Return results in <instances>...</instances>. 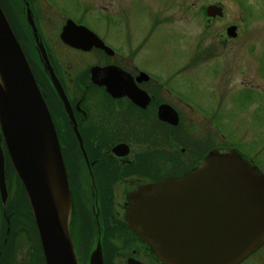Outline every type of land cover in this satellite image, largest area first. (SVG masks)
Here are the masks:
<instances>
[{
    "label": "flooded vegetation",
    "instance_id": "af4514ba",
    "mask_svg": "<svg viewBox=\"0 0 264 264\" xmlns=\"http://www.w3.org/2000/svg\"><path fill=\"white\" fill-rule=\"evenodd\" d=\"M25 2L29 3L32 21L57 84L45 69L33 39L25 16ZM5 4L9 14L6 16L8 24L19 46L20 41L24 46L21 50L44 97L55 129L71 192L69 230L72 236L75 235V239L72 238L75 244L79 245V235L83 234L80 227L83 217L90 222V245L86 256L98 242L104 258H107L104 264H111L113 258H119V263L112 264H162L146 241L140 239L128 225L126 213L133 204L134 196H146L149 185L155 186L170 178L179 179L193 171L201 166L210 150L236 151L248 165L255 166L264 174L258 162L250 158L243 148L236 144H222L214 138V132L210 130L211 122L205 119L202 108L170 87L168 81H160L145 67L137 65L134 56L140 50H133V44H128L126 52L124 45H111L86 23L68 16L60 24L53 23L46 3L40 0H7ZM100 10L107 11L102 6ZM164 10L153 12L158 16L153 15L152 19L147 14L148 37L152 30L172 20L164 15ZM112 14L122 15L125 21L128 18L120 9H112ZM202 15L206 25L220 17L210 18L204 10ZM190 16L197 23L200 18L198 9ZM68 19L94 32L106 48L90 45L83 49L64 43L60 31ZM230 25L235 26L236 36L228 35L226 28L216 32V41L212 40L207 45L214 54L216 45L223 47L239 36L237 25ZM42 28L50 31L44 36L46 41L40 33ZM197 38L200 39L198 34ZM197 38L183 58L190 60L191 66L196 65ZM147 41L143 38L140 43L142 45ZM253 79L246 77L239 84L252 86ZM253 85L256 87L257 82ZM60 94L65 96V100ZM4 144L0 131V175L4 173L7 194L5 201H0V264H36L41 252L36 248L33 232L27 239V234L23 236L19 217L9 219L12 213L7 205L9 196L18 195L19 190L18 179L12 175L15 170ZM26 222L29 223L28 220ZM33 227L31 229L35 230ZM24 246V256L18 260V253ZM78 249L85 254L84 248ZM263 250L264 242L237 264L249 261L250 264H264Z\"/></svg>",
    "mask_w": 264,
    "mask_h": 264
},
{
    "label": "water",
    "instance_id": "95a60500",
    "mask_svg": "<svg viewBox=\"0 0 264 264\" xmlns=\"http://www.w3.org/2000/svg\"><path fill=\"white\" fill-rule=\"evenodd\" d=\"M25 3L33 39L56 83L29 3ZM204 14L210 18L220 15L219 5H207ZM5 16L0 8V131L4 145L30 204L44 264H80L69 230L71 192L52 119ZM234 30L235 26L226 27L231 37L236 36ZM60 33L62 41L75 48L104 47L94 32L70 19ZM3 175L1 172L2 202L7 196ZM146 192V196L133 197L126 219L162 264H237L264 242V175L236 151L210 150L201 166L179 179L149 185ZM102 255L97 242L81 264H103Z\"/></svg>",
    "mask_w": 264,
    "mask_h": 264
},
{
    "label": "rangeland",
    "instance_id": "374dc122",
    "mask_svg": "<svg viewBox=\"0 0 264 264\" xmlns=\"http://www.w3.org/2000/svg\"><path fill=\"white\" fill-rule=\"evenodd\" d=\"M40 1L46 3L53 23L60 24L68 16L86 23L111 45H124L126 52L128 44H133V50H140L134 56L137 65L145 67L160 81H168L170 87L202 108L205 119L211 122L210 130L214 132V138L222 144H236L243 148L264 172V0ZM216 3L220 4V17L206 25L202 20L204 7ZM100 6L107 11L100 10ZM112 9H120L128 15L127 20L120 14L113 15ZM162 9L166 10L164 15L172 20L152 30L148 37L147 14L151 18L155 15L153 12L161 13ZM195 9L200 16L197 23L190 16ZM229 23L237 25L239 36L223 47L216 45L214 54L207 45L212 40L216 41V32L224 31ZM49 32L48 29H41L44 41ZM143 38L148 41L141 45ZM196 38L199 39V49L196 65L191 66L190 60L183 58L191 50L189 47L195 45ZM246 77L248 80L254 78L252 86L239 84ZM255 82L256 87L253 85ZM23 211L26 213L23 209L17 218L22 227L28 220ZM83 220L86 230L79 235V245L76 246V250L84 248L85 254L78 249L82 255L78 258L80 264L86 259L91 232L90 222L86 217ZM84 238L86 240L82 241ZM25 247L18 253V260L24 256ZM40 258H36V264H40ZM116 261L119 263V258H113L111 264Z\"/></svg>",
    "mask_w": 264,
    "mask_h": 264
},
{
    "label": "trees",
    "instance_id": "16d2710c",
    "mask_svg": "<svg viewBox=\"0 0 264 264\" xmlns=\"http://www.w3.org/2000/svg\"><path fill=\"white\" fill-rule=\"evenodd\" d=\"M7 1V0H0V8H1V10H2V12H4V14L7 16H9V14L7 13V11H6V4H5V2ZM7 16V17H8ZM20 45L22 46V43H21V41H20ZM23 48H24V46H22ZM13 173V172H12ZM15 178H16V174L15 173H13L12 174ZM16 182L18 183V190H19V193H18V195L16 194V193H14L10 198H9V200H8V206L11 208V210H12V213H11V217H9V219L10 218H12L13 216H16V217H19L20 215H19V212L20 211H22L23 209L26 211V213L23 211V213H24V215H26L25 217H27V219H28V221H29V223H32V225H33V222H32V214L30 213V209H29V204H28V202H27V199H26V193L24 192V190H23V188H22V184L21 183H19V181L18 180H16ZM17 214V215H16ZM83 221V220H82ZM85 222L83 221V222H81V224H80V227H81V229H82V231H83V234H84V231L86 230V226H85ZM23 225H26V226H24L23 227V229H22V233H23V236H25V234H27V239H30V234H31V232H33L32 233V235H34V239H35V241H36V244H37V246L38 247H36L37 249H38V252L40 251V246H39V242H38V235L36 234V230H32L31 229V225L29 226L28 224H23ZM35 226V225H34ZM33 229H34V227H33ZM75 234V233H74ZM75 235H73L72 237H73V239H75V237H74ZM24 237V238H25ZM77 245V244H76ZM30 246V248L31 247H33V246H31V245H29ZM77 252H76V254H78L79 256L81 255V253L78 251V249L76 250ZM78 256V257H79ZM82 256V255H81ZM105 260L107 259L106 258V256H105V258H104ZM40 264H43V262H42V256H41V258H40Z\"/></svg>",
    "mask_w": 264,
    "mask_h": 264
}]
</instances>
